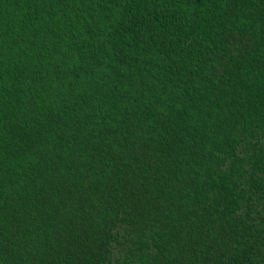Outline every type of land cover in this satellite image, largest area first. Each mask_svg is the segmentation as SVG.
<instances>
[{"label": "trees", "instance_id": "trees-1", "mask_svg": "<svg viewBox=\"0 0 264 264\" xmlns=\"http://www.w3.org/2000/svg\"><path fill=\"white\" fill-rule=\"evenodd\" d=\"M0 264H264V0H0Z\"/></svg>", "mask_w": 264, "mask_h": 264}]
</instances>
